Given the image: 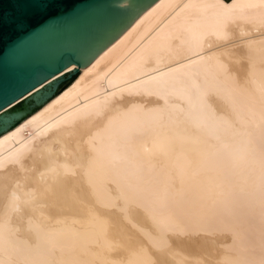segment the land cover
Here are the masks:
<instances>
[{"label": "bare ground", "instance_id": "6f19581e", "mask_svg": "<svg viewBox=\"0 0 264 264\" xmlns=\"http://www.w3.org/2000/svg\"><path fill=\"white\" fill-rule=\"evenodd\" d=\"M11 124L0 264H264V0H157Z\"/></svg>", "mask_w": 264, "mask_h": 264}, {"label": "water", "instance_id": "95a60500", "mask_svg": "<svg viewBox=\"0 0 264 264\" xmlns=\"http://www.w3.org/2000/svg\"><path fill=\"white\" fill-rule=\"evenodd\" d=\"M156 1L0 0V111L32 92L26 107L0 113V131L55 95L66 74L87 67Z\"/></svg>", "mask_w": 264, "mask_h": 264}, {"label": "rangeland", "instance_id": "374dc122", "mask_svg": "<svg viewBox=\"0 0 264 264\" xmlns=\"http://www.w3.org/2000/svg\"><path fill=\"white\" fill-rule=\"evenodd\" d=\"M75 75H76V74H73L72 77H68V75L66 74V75H65L66 79L59 83V85H58V87H57L55 93H57V92H59L60 90H62V89L64 88V87L62 88V85H63L64 83L68 82L69 80H71ZM29 103H32V101H30ZM29 103H26L25 100H24L23 102H21L20 104L16 105L15 107L9 109V110L6 111V112H7V113H12V112L15 111V110L22 109V108L26 107V105L29 104ZM39 106H40V105H36V106L34 107V109H35V108H38ZM28 114H29V113H28ZM263 144H264V141H263ZM263 178H264V177H263ZM263 178H262V179H263ZM262 179H261V180H262ZM261 182H262V181H261ZM261 182H260V183H261ZM262 183L264 184V180H263ZM263 184H262V185H263ZM260 185H261V184H259V186L257 187L258 189H259V187L262 186V185H261V186H260ZM257 188H256V189H257ZM256 189H255L256 192H252V194L249 193V192H247V193H249L248 195L244 193L245 195H244V194H241V195H243V197L238 196L237 201H241V200L243 199L244 201L248 200V201H247V203H248V202L251 200V201L249 202L250 205H249V203H248V204H247L246 202H245V203L247 204V206L249 205V206H251V207L253 206V207H252V208L249 207L250 209L248 208V210L246 211V208H247V207L244 206V205H246V204H245L244 201L242 200L241 202H243L244 204H241V205H242V208L239 207V211L237 210L238 212H237V211L235 212V216H236V218H241V219H242V218H243V219L245 218V220L247 219V221H244V220L242 219V221H243L245 224H248V225L246 226V227H247V228H246V231L249 232V233L247 234V232H245V233H246V238H245V239H248V241H247V240H245V241H247V243L250 242L249 244L252 245V246L254 245L253 247H255V248H259L258 246H261V245H262L261 247L264 248V230L262 229V227L264 228V225H263L264 223H262L263 220L260 221L261 218L264 219V217H263V216H264V215H263V213H264V209H263L262 206H261V208H262V210H263V213H262V211H260L261 209H259V208H260L259 204H260L261 202L257 204V201H258V200H261L262 202L264 201V199H263V198H264V187H261L260 191H259L258 189H257V190H256ZM262 189H263V190H262ZM253 191H254V190H253ZM250 192H251V191H250ZM257 192H258V193H257ZM262 192H263V194H262ZM242 193H243V192H242ZM253 193H254V194H253ZM246 195H247V197L249 196L250 198H249V197H248L249 199L246 198ZM251 195H254V196H251ZM257 195H258V196H257ZM256 196H257V197H256ZM260 196H261V197H260ZM254 197H255V199H254ZM258 197H259V198H258ZM262 197H263V198H262ZM245 198H246V200H245ZM252 198H253V200H252ZM257 198H258V200H257ZM260 198H261V199H260ZM255 201H256V202H255ZM241 202H240V203H241ZM251 202H253V203H251ZM251 204H252V205H251ZM261 204H262V203H261ZM261 204H260V205H261ZM255 205H256L257 207L259 206V208H258L257 210H256V208H255V207H256ZM243 206L246 207V208H244ZM254 206H255V207H254ZM240 208H241V209H240ZM243 209H245V210H243ZM253 209L256 210V212H255V211L252 212ZM242 210H243L244 212H243ZM249 210H250V212H249ZM240 211H241V214H240ZM242 212H243V213H242ZM246 212H247L249 215L246 214ZM253 213H254V214H253ZM236 214H237V215H236ZM238 214H240V215H238ZM244 214H246V215H244ZM247 215H248V217H246ZM261 215H262V216H261ZM237 216H238V217H237ZM241 216H242V217H241ZM248 219H249V220H248ZM260 222H261V224H262L263 226L260 224ZM263 222H264V221H263ZM249 223H252V224H249ZM255 223H256V224H255ZM257 224H258V225H257ZM248 226H250V227H248ZM259 226H260V227H259ZM261 226H262V227H261ZM254 227H255V228H254ZM257 227H259V228H257ZM248 229H249L250 231H249ZM254 229H256L255 232H257V230L259 231V233L257 232L259 235L256 233L257 236H255ZM259 229H260V230H259ZM261 229H262V230H261ZM252 231H253V233H252ZM260 232H261V233H260ZM251 235H252V237H251ZM257 237H258V239H257ZM259 237H260V238H259ZM251 239H252V240H251ZM254 239H255V240H254ZM261 239H262V240H261ZM254 241H255V242H254ZM256 241H257V243H256ZM262 241H263V242H262ZM252 242H253V243H252ZM258 243H261V245H259ZM262 243H263V244H262ZM256 244H258V246H257ZM255 245H256V246H255ZM262 248H261V249H262ZM263 251H264V250H263Z\"/></svg>", "mask_w": 264, "mask_h": 264}, {"label": "trees", "instance_id": "16d2710c", "mask_svg": "<svg viewBox=\"0 0 264 264\" xmlns=\"http://www.w3.org/2000/svg\"><path fill=\"white\" fill-rule=\"evenodd\" d=\"M76 77V75L71 79V80H69L68 82H66V83H64L63 85H62V88L64 87H66V86H68L73 80H74V78Z\"/></svg>", "mask_w": 264, "mask_h": 264}]
</instances>
